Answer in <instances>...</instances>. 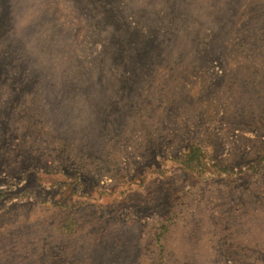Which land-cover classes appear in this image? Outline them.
Segmentation results:
<instances>
[{"label":"rangeland","instance_id":"obj_1","mask_svg":"<svg viewBox=\"0 0 264 264\" xmlns=\"http://www.w3.org/2000/svg\"><path fill=\"white\" fill-rule=\"evenodd\" d=\"M0 264H264V0H0Z\"/></svg>","mask_w":264,"mask_h":264},{"label":"trees","instance_id":"obj_2","mask_svg":"<svg viewBox=\"0 0 264 264\" xmlns=\"http://www.w3.org/2000/svg\"><path fill=\"white\" fill-rule=\"evenodd\" d=\"M198 151L199 149L197 147H194L190 150L189 154L186 156V158L188 159V163L186 167L189 168L190 166H195V165L200 166L202 164V160H201L202 158L200 156V153L198 154Z\"/></svg>","mask_w":264,"mask_h":264}]
</instances>
